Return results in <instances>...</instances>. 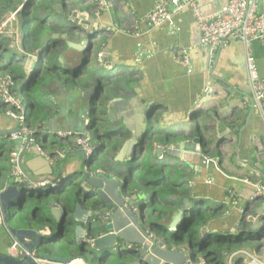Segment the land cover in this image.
Listing matches in <instances>:
<instances>
[{
  "label": "crops",
  "instance_id": "0c3cea01",
  "mask_svg": "<svg viewBox=\"0 0 264 264\" xmlns=\"http://www.w3.org/2000/svg\"><path fill=\"white\" fill-rule=\"evenodd\" d=\"M58 2L59 0H51L52 5ZM156 2L157 0H72L69 4L65 3L63 9L68 13L69 20H62L58 14L61 11H55V15L48 17L50 20L43 24V29L50 26L52 31L45 30L46 35L66 33L68 40L81 43L91 34L88 47L92 51V57L87 60V67L97 66L100 74L96 76L94 84L88 87L53 79L47 82L46 88L39 89L37 97L48 104L41 109L43 116H39L40 121L34 124L44 132L40 140L39 154L34 153L38 149L35 146L22 148L21 139L12 138L17 123L0 108V155L8 151L9 158L11 151H17L18 157L21 156L19 159L24 172L33 180H29L30 183L54 180L64 175L66 180L61 184L76 179L78 185L73 192H81L80 195L84 193V201L77 194L69 202L57 198V190L61 184L57 189L39 191L48 200L43 207H39L37 216H41L40 211L56 204L52 208L53 212H58L56 216H60L59 212L64 208L68 220L76 202L81 201L83 207L90 210L100 201L93 189L87 185V175L101 172L112 175L120 171L124 174L128 165L126 162L136 154L139 166H151L154 173L159 170V176H152L158 182L157 188L170 182L169 187L174 190L169 196L170 201H174L173 204H163L161 199L153 198L155 191L150 183L139 182L136 185L130 180L135 191L149 196L153 208L160 206L161 209L151 214L152 220H158V216H161L163 222L169 224L177 214L176 209L182 199L187 198L190 204L186 212H183L187 216H193L192 209L196 204L200 208L206 206L200 227L205 231V236L201 241L217 234L235 236L242 232L246 236L256 237L252 241L253 250L249 251L264 262L263 232L249 233L256 225L261 226L262 218L264 219V197L253 196L256 185L264 181V118L253 110L249 100L243 46L241 42L229 39L224 45L210 52L206 46L200 44L197 24L187 7L174 13L161 26H148L142 17ZM225 3L226 0H197L204 15L219 11ZM260 10L264 11V0L260 1ZM71 13H83L88 24H82L78 17L73 20ZM15 20L12 35L19 32L22 36V24L17 17ZM45 36H42V47H48V52L58 54L59 66L76 63L75 60L80 57L79 52L62 39L53 38L51 35L54 40L51 43L45 40ZM138 43L149 54V57L139 61L136 59ZM172 46L188 50V68L174 59ZM5 48L8 47L2 48L1 52L3 61L7 57ZM15 49V59L18 60L21 57L18 52L20 48ZM252 49L258 74L264 78V40H254ZM22 61L19 60V65L23 66L24 71H30ZM80 63H77V67ZM127 78H130L131 87L125 90L119 87L113 89V86L107 89L102 85L111 80L122 85ZM97 86L100 89V101L90 113V97ZM195 106L200 109L191 115L196 116V119L190 121L188 115ZM209 110L214 117L207 113ZM92 121L100 124L96 131L90 125ZM56 132H71L72 135L58 138L54 135ZM85 132L94 150L99 148L91 163L82 154L68 155V152L77 150L76 145L72 150L66 151L64 158L56 159L54 152L59 149L56 148L59 144L64 146L69 141L72 145L75 137ZM145 133L148 137L154 136L151 151H144L140 144L133 148L132 154L130 151L123 154L125 142L133 139L142 141ZM100 134L104 136L101 144ZM195 139H199V142H194ZM42 140L45 142L44 146H41ZM114 141L120 143L116 144ZM49 142L53 144L52 147ZM158 148L161 149L157 155ZM197 149L211 154L216 162H200ZM146 154L151 158L148 164L144 161ZM122 159L126 161L122 162ZM82 162L86 170L79 175L75 171ZM6 182L13 183L10 169L7 173L0 174V190ZM83 188L88 190L83 191ZM230 192L236 195L234 204L230 203ZM135 195L139 197L138 194ZM35 207L32 206L26 211L33 213ZM243 210L248 211V214L255 211L258 215L248 221L241 218ZM25 213L27 217L23 220L24 225L19 226H26L29 216H32ZM88 216L89 213L83 219L85 233ZM65 221L58 217L57 223L52 220L49 223L53 224L54 229H58L60 225L62 229L70 226L67 234L74 239V226L78 222L68 225ZM4 224L2 219L1 225ZM1 233L6 240L12 241L13 246L15 241L12 236L8 232ZM49 234H54L51 227L50 230L45 228V240L36 250L38 253H44V249L54 243L53 235L48 240ZM182 243L184 246L187 244L185 241ZM11 246L0 245V253L5 251L2 249L4 247L6 252L15 256L11 252ZM16 248L20 250L19 247ZM196 254L198 259L203 260L200 253ZM228 259L227 254L224 256L225 264H228ZM231 262L246 264L247 260L236 257Z\"/></svg>",
  "mask_w": 264,
  "mask_h": 264
},
{
  "label": "water",
  "instance_id": "95a60500",
  "mask_svg": "<svg viewBox=\"0 0 264 264\" xmlns=\"http://www.w3.org/2000/svg\"><path fill=\"white\" fill-rule=\"evenodd\" d=\"M71 1L72 0H59L58 3L52 5V8L58 12L63 11L65 3L69 4ZM75 15L76 17L73 18ZM71 16L73 20L78 17L82 24H88V21L84 20L85 15L83 13L78 15L71 13ZM90 33H92V31ZM90 35L91 34H88L86 39L81 43H76L68 40L66 33L52 34L53 38L66 41L67 45L80 53L79 59L75 60L76 63L71 62L67 65L62 64V69L73 71L77 68L78 62H81L80 64L83 63V53L88 48ZM43 48L44 47L39 51H42ZM36 59H38L37 54ZM210 73L213 75L212 72ZM54 80L57 81L59 78L56 76ZM199 109L200 107L195 106L189 113L188 117L190 121L196 119V116L194 117L191 115ZM207 113L214 117V114L210 110ZM194 142H199V139H195ZM136 145H140V141L137 139L125 142L122 148V151H124L123 154L128 151L132 154V150ZM158 149H156L157 155L161 148ZM122 151L120 152L121 154ZM34 153L39 154L38 149H35ZM78 153L82 154L84 158L88 157L82 149L70 151L68 155L70 156ZM196 153L199 155V161H202L204 164L203 156L205 153H202L198 149ZM20 157L21 156L17 157V165L21 172L29 180L33 181L24 172L21 160L19 159ZM125 161L126 159L122 162ZM85 181L100 200L92 209L88 210L84 208L81 201L76 202L73 209L71 211L69 210L71 216H69L67 220L68 216H66L67 212L65 209L61 208L62 210L59 212L60 216H56L58 212L54 213L52 208H55L57 205L52 204L50 208L40 211L41 216H36L34 219H32V216H29V221L26 226L16 225L15 216L10 217V220L14 221V223L7 219V211L18 204L21 193H25V191L18 188L13 183L6 182L4 188L0 190V209L3 214L5 228L19 245L20 250L17 252L18 255L16 254L15 256L10 252L0 254V262L2 264H36L29 256L31 253H35L38 256L55 262L68 263L74 259H80L85 262L86 254L90 255L93 254V252L98 254L99 257H109L112 254L117 255L125 253L132 258L130 264H190V262L198 260L197 254L190 250L188 243L184 246L183 243L170 241L164 237L162 233L155 230L156 224L165 226L167 229H173L178 225V221L181 222L186 216L183 212H186L190 204L189 199H182L181 204L178 209H176L177 214L173 217V220L169 224H165L161 216H158V220H152L151 214L155 213L157 209L153 208L149 196L144 193L139 194L140 192L135 191L132 182L124 177L123 172L120 171L112 175L105 172L87 175ZM85 189L88 190L87 188ZM80 194L81 192H78L77 196H80ZM135 194H138L139 197L137 198ZM84 199L85 198H83L82 201H84ZM87 213H89L90 216H88L86 220L87 231L85 233L83 219L84 215ZM257 215L255 211L248 214V211L243 210L241 218L252 221ZM58 217H62L64 221L67 220L65 224L68 223V225H71L73 222H78L74 226V239L72 238L70 240V245L73 251L76 252L75 255H51L48 253H38L36 251L45 240V228L50 230L49 221L52 220L57 223ZM262 220L264 219L262 218ZM263 224L264 223L261 222V225ZM260 227V225H256L251 231L259 230ZM199 234L200 237L198 240L201 241L205 236V231L199 229ZM86 237L92 238L91 245L85 241ZM95 258L97 257L93 255L92 260H95ZM92 263L93 262H91V264Z\"/></svg>",
  "mask_w": 264,
  "mask_h": 264
},
{
  "label": "trees",
  "instance_id": "16d2710c",
  "mask_svg": "<svg viewBox=\"0 0 264 264\" xmlns=\"http://www.w3.org/2000/svg\"><path fill=\"white\" fill-rule=\"evenodd\" d=\"M22 1L0 0V21L9 13L14 11ZM20 13L22 17V37L20 40V50H18V52L21 54V57L19 56L18 60L15 59L17 57V52H14L9 56L7 55V57H5L6 59L4 58L1 70L5 74H9L12 77V79L14 80L15 88L22 93L26 107V122L30 126H34V124H37V121H40L39 116H43L41 109L48 106L45 100L39 99L37 97V89L39 91L41 87H43V89L46 88L47 82L52 81L56 76L63 82L68 81L71 84H78L80 86L88 87L94 84L95 78L100 74V72L97 66L87 67V60L92 57V51L90 47H88L83 53L84 62L73 71H66L62 69L61 66L58 65V54L55 52H48L47 47H44L42 51H39L42 48L41 42L44 38H42V36H45L47 34L46 31H52L50 26H48L47 29H43V24L46 23V21L50 20L48 19V17L56 14L55 10H53L52 8L51 0H26L24 3V7L20 10L17 16L20 15ZM58 14L61 15L63 21L69 20L68 13H66V11H61V13ZM51 35L52 34L46 35L45 40L52 43L54 42V40L51 39ZM64 46L67 47V45ZM7 49L8 48H5V50ZM27 54L38 55V61L35 63L33 69L28 72L23 71L24 69L22 70L21 68H18L19 60ZM24 76L26 78L25 81ZM102 85L107 89L113 86V89L119 87V89L125 90L126 88L131 87V81L130 78H127L123 81V84L120 85L118 81L111 80L108 81V83ZM98 88L99 86L96 87V91L90 97V113L93 112L94 109H96L98 102L100 101V89ZM44 95H46V93ZM90 125L94 128L95 131L100 126V124H98L97 122L94 123L93 121L90 123ZM147 133H145L143 140L140 141V144L143 145L144 151H151L152 140L154 136L153 138L148 137ZM100 136L101 137L99 143L101 144L104 136L102 134H100ZM66 143L67 146H62V144H59L56 148L67 150V148H73V146L75 145H71L69 141ZM114 143L119 144L120 141H114ZM44 144L45 142L42 140L41 146H44ZM49 146L52 147L53 144L49 142ZM98 149L99 148L94 150L88 156V163H91L94 155L97 151H99ZM126 164L128 165H126V170L123 174L126 179L134 181L136 185L139 182L150 183L152 189L155 191L153 198L157 197L158 199H161L163 204H173L174 201H170L169 199V196L174 191L169 187L170 182L163 183L161 187L157 188L158 182H156V178L153 179V177L160 175L159 170L154 173L153 167L151 166H139L138 157L136 154L130 161L126 162ZM9 169L10 163L8 158V151H5L3 155H0V174H4V172L7 173ZM77 185L78 181L76 179H71L67 184H61V186L57 190V198H61L66 202H69L71 199L74 200V198H76L75 196L77 192H73V190L75 187L77 188ZM1 187L2 185L0 184V189ZM32 199L33 201H35V203L30 207H36L33 213H31V211L28 213V211H26V208ZM47 200L48 199L43 197L39 191H35L29 196L21 195L18 204L14 205L12 209L7 211L8 221L11 222L10 217L15 216V224L24 225L22 224L24 223V218H21V215L27 212V215L32 214V217L34 218L35 216L39 215V207H43ZM198 205L199 204H196L192 209L193 216L191 219L183 220L173 229H167L165 226L156 224L155 230H157V232L159 233H162V235L170 241H175L176 243H182L184 241L187 242L189 244L190 250L193 253L199 252L206 264H225L224 256H226L227 254L229 255L231 252L248 245L251 246L252 241L256 240V237L246 236L245 233L241 232L235 236L217 234L212 238H205L203 241H199V229L204 220V210L198 207ZM26 217L27 216H25V218ZM51 224L52 223H49V226L51 227V229H53L54 232V243L50 245V247H46L43 252L51 255L61 256L75 255L76 252L73 251L70 245L71 238L67 234V230H70V226L62 229L63 227L62 225H60L58 229H54L53 224L52 226ZM0 230L1 232H8L6 231L4 225L0 226ZM1 232L0 236H2ZM5 245L11 246L12 241L10 242L6 240ZM93 255L97 257L94 260L95 264H130L132 259L130 255H127L125 253H120L109 257H99L95 252H93ZM0 264L2 263L0 262Z\"/></svg>",
  "mask_w": 264,
  "mask_h": 264
},
{
  "label": "built area",
  "instance_id": "2783aa9c",
  "mask_svg": "<svg viewBox=\"0 0 264 264\" xmlns=\"http://www.w3.org/2000/svg\"><path fill=\"white\" fill-rule=\"evenodd\" d=\"M25 1L26 0H23L14 11L0 21V108L3 113L11 117L17 123V129L12 133V138H20L22 148L35 146L38 148L39 152H41L39 146L44 132H42L38 126H30L27 124L24 97L22 93L15 88L12 77L1 70L3 64L1 56L2 46L5 44L6 47L11 48L9 42V37L13 32L11 29V21L16 19L17 14L24 7ZM260 1L261 0H226L225 5L219 11L211 15H204L197 4V0H157L151 10L142 17V20L145 21L148 26L158 27L168 22L174 13L187 7L191 10L197 24L200 33V44L206 46L210 52L224 45L229 39L241 42L245 57L246 78L250 94L249 100L253 110L264 118V78L260 77L258 74L252 49V42L254 40H264V11L260 10ZM134 33H136V30H134ZM15 36L16 44L14 45L20 47L21 33L16 32ZM136 47V59L138 61L142 60V58L149 57V54L143 51L139 43ZM171 52L174 59L179 64L185 68L189 67L190 57L186 48L172 46ZM37 61L36 54H27L23 57L25 68L29 70L34 67ZM54 135L58 138H65L71 136L72 133L56 132ZM74 144L76 145V149L84 150L86 156H89L94 151V146L89 142L86 132L75 137ZM72 149L73 148H67V150L56 149L54 156L57 160H61L65 157L66 151ZM42 154L45 155V152H42ZM17 157V151L10 152V174L13 184L25 191V193H21L23 196H29L27 195L28 192L32 194L35 191H41L43 189H57L61 182L66 179L64 175L54 180L30 183L29 179L21 172L17 165ZM203 157L205 163L214 164L216 162V158L209 153L205 154ZM84 170H86V168ZM83 191H86V189L83 188ZM253 196L254 198L264 197V181L256 185ZM229 199L230 203L234 204L236 202V195L230 192ZM0 216H3L1 210ZM185 217H190L191 219L192 215H186ZM262 222L264 223V220ZM252 232L253 231L250 230L249 233ZM257 232H263L264 234V224L261 225L259 230H256V233ZM85 241L89 245L92 244L91 237H86ZM16 247H19V245L14 242L13 246H11V252L13 251V253H15L14 255L18 252V248ZM262 248L264 250V247ZM29 256L36 264H80V262L84 264L80 259H74L68 263H61L45 259L35 253H31ZM236 257H243L246 259V264H264L262 260L258 259L246 248H240L231 252L227 263L232 264L231 261ZM190 264L206 263L204 260L198 259L195 262H190Z\"/></svg>",
  "mask_w": 264,
  "mask_h": 264
},
{
  "label": "rangeland",
  "instance_id": "374dc122",
  "mask_svg": "<svg viewBox=\"0 0 264 264\" xmlns=\"http://www.w3.org/2000/svg\"><path fill=\"white\" fill-rule=\"evenodd\" d=\"M17 19H18V22L20 23V24H22V17H21V13H20V15H18L17 16ZM16 25V20H12L11 21V29L13 28V26H15ZM13 31V30H12ZM15 38H16V36L15 35H12L11 34V36L9 37V42H10V46H11V48H8L7 50H6V53H7V55L9 56V55H12L14 52H16L17 51V49H15V47L16 48H18L16 45H14V44H16L15 43ZM5 47V44L2 46V48H4ZM23 59V58H22ZM22 59H21V61H22ZM23 62V61H22ZM18 68H21L22 70H23V66L22 65H18ZM32 69H33V67H32ZM31 69V70H32ZM25 70V69H24ZM23 70V71H24ZM25 73V72H24ZM24 78H25V76H24ZM26 80V78L24 79V81ZM36 93L38 94V89L36 90ZM156 131H159V130H156ZM144 161H145V164H148L150 161H151V158H150V156L149 155H144ZM84 169H85V164L82 162V164L81 165H78L77 166V168H76V173L77 174H81V173H83V171H84ZM43 192H45V190L43 191ZM31 194V192H28V194L27 195H30ZM83 194L84 193H82V195H81V198H80V200H82L84 197H83ZM35 203V201H33V199L29 202V205L27 206V208H26V210H28L29 209V207L31 206V205H33ZM157 209H161L160 208V206L157 208ZM202 209L204 210V209H206V206H204V207H202ZM20 216V215H19ZM21 218H25V215L23 214V215H21ZM2 219H3V217L2 216H0V225H1V221H2ZM11 222L12 223H14V221H12L11 220ZM256 233V230H254L251 234H255ZM53 235V234H52ZM52 235L51 234H49V237H48V240H50V238L52 237ZM5 241H6V239L3 237V236H0V245H2V244H5ZM246 249H248V250H253V247H252V245L251 246H246L245 247ZM2 249H4L5 251L3 252L2 251V253L3 254H6L7 252H6V249L3 247ZM114 253V252H113ZM92 256H93V254H86V261L84 262V264H91V262H93L92 264H95V262H94V260H92ZM111 256H114L113 254L111 255Z\"/></svg>",
  "mask_w": 264,
  "mask_h": 264
},
{
  "label": "clouds",
  "instance_id": "9594fccd",
  "mask_svg": "<svg viewBox=\"0 0 264 264\" xmlns=\"http://www.w3.org/2000/svg\"><path fill=\"white\" fill-rule=\"evenodd\" d=\"M65 180H66V179H65ZM65 180H64V181H65ZM64 181H62V182H64ZM186 215H187V214H186ZM189 219H190V217H188V218L185 217L183 220H189ZM183 220H182V221H183ZM182 221H181V222H182ZM179 222H180V221H178V224H179ZM181 222H180V223H181Z\"/></svg>",
  "mask_w": 264,
  "mask_h": 264
},
{
  "label": "bare ground",
  "instance_id": "6f19581e",
  "mask_svg": "<svg viewBox=\"0 0 264 264\" xmlns=\"http://www.w3.org/2000/svg\"><path fill=\"white\" fill-rule=\"evenodd\" d=\"M53 190V189H52Z\"/></svg>",
  "mask_w": 264,
  "mask_h": 264
}]
</instances>
